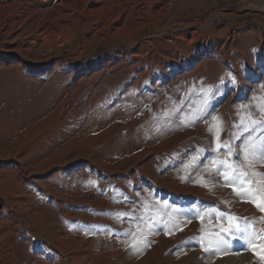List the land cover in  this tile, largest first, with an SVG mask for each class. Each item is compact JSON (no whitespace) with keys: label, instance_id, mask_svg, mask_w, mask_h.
I'll use <instances>...</instances> for the list:
<instances>
[{"label":"rangeland","instance_id":"rangeland-1","mask_svg":"<svg viewBox=\"0 0 264 264\" xmlns=\"http://www.w3.org/2000/svg\"><path fill=\"white\" fill-rule=\"evenodd\" d=\"M141 22L3 61L1 187H22L0 231L24 252L64 231L129 264H264V0H173Z\"/></svg>","mask_w":264,"mask_h":264},{"label":"bare ground","instance_id":"bare-ground-1","mask_svg":"<svg viewBox=\"0 0 264 264\" xmlns=\"http://www.w3.org/2000/svg\"><path fill=\"white\" fill-rule=\"evenodd\" d=\"M172 1L0 0V33L6 39L3 49L7 53L4 59H0V66H4L3 61L6 59L22 63L27 59L31 50H40L52 39L63 38L65 40L89 28L93 35H102L119 32L131 24L135 25L134 23L141 24L142 19L145 20L146 17L157 22L169 11ZM133 27L131 26L129 30L131 37ZM194 39L195 35L192 33L189 41L194 42V48L197 49L199 44ZM3 87L10 92H16L20 96L17 99L20 103L27 106L33 104L32 93L20 86L19 78L6 79ZM8 159L9 157L0 156V164L4 165ZM37 174L31 176H37ZM32 182H36V177L32 179ZM1 183L3 184L2 180H0V197L3 200L9 198L12 205H15L16 196L20 193L22 186H15L10 193L1 187ZM27 185L30 184L24 186ZM7 208L8 206L4 204L1 210L4 217L9 215ZM16 216V213H12L7 217L12 220L15 227L18 226ZM12 232L14 231L6 229L0 231V247L9 252L5 264H129L125 257L128 254L118 259L116 253L112 251V246L109 245V243L112 245L110 240H100L98 237L97 240H91L88 234L81 235L73 232H49L44 234L47 242L42 250L36 253L25 250L27 251L25 253L16 245ZM37 234L42 235L38 232ZM95 246L98 249L97 252H94ZM239 256L240 253H231L230 263H237L240 260Z\"/></svg>","mask_w":264,"mask_h":264},{"label":"snow or ice","instance_id":"snow-or-ice-1","mask_svg":"<svg viewBox=\"0 0 264 264\" xmlns=\"http://www.w3.org/2000/svg\"><path fill=\"white\" fill-rule=\"evenodd\" d=\"M254 124H255V122H254ZM247 130H248L249 132H251V131H252V128L249 127ZM217 139H219L218 136H217ZM218 147H221V146L218 145ZM258 151H259L260 155H264V144H262V146L258 149ZM229 153L232 154V155H235L234 153H231V149H230V148H229ZM227 167H228V168H231L232 165H228ZM223 175H224V179H225L226 181H228V180H229V174H228V172L225 171V172L223 173ZM235 190H236V189H234V191H235ZM258 207H259V205H258ZM225 231H227V230H225ZM246 235H247V233H246V230H245L244 233L241 235L240 238H241V239H244Z\"/></svg>","mask_w":264,"mask_h":264}]
</instances>
